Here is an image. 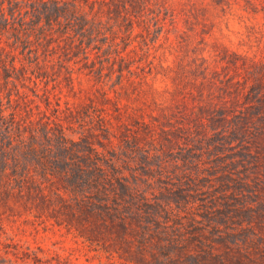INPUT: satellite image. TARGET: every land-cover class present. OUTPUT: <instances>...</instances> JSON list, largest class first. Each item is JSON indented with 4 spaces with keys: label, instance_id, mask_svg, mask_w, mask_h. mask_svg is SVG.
Segmentation results:
<instances>
[{
    "label": "rangeland",
    "instance_id": "obj_1",
    "mask_svg": "<svg viewBox=\"0 0 264 264\" xmlns=\"http://www.w3.org/2000/svg\"><path fill=\"white\" fill-rule=\"evenodd\" d=\"M76 1L89 59L51 29L43 57L59 83L39 81L36 97L31 79L17 81L18 123L49 124L58 138L59 122L81 161L95 148L109 178L125 180L105 186L115 216L148 210L147 198L199 223L175 251L144 243L130 213V226L109 218L98 229L54 217L59 199L42 212L23 191L0 204V264H264V0ZM12 50L0 36V53Z\"/></svg>",
    "mask_w": 264,
    "mask_h": 264
},
{
    "label": "trees",
    "instance_id": "obj_2",
    "mask_svg": "<svg viewBox=\"0 0 264 264\" xmlns=\"http://www.w3.org/2000/svg\"><path fill=\"white\" fill-rule=\"evenodd\" d=\"M5 2L14 8L7 12ZM50 4L55 5L54 11L50 9ZM70 8L73 10L72 15L69 14ZM79 13L80 4L76 0H0V36L15 52L14 55L0 53V68L3 72L0 82V204L9 208L10 201L21 198L23 191L31 195L34 192L42 198V212L54 206L59 199L62 206L53 212L48 211L54 217L63 214L68 221L90 220L98 229L107 226L109 218L119 219L125 223V227L130 226V213L132 220L139 222V228L142 229L139 236L144 243L150 238L160 237L166 242L160 243L158 247L165 248L169 244L174 245L175 251H184L189 240L186 226L194 227L199 223V215L183 216L187 215L186 210H176L166 202L163 205L156 201L151 206L145 198L144 207L148 210L129 209L125 215L115 216L113 213L120 210L111 207L114 197L107 193L105 186L114 181L125 186V180L109 178L107 170L100 165L102 160L95 148H88L85 152L87 158L81 161L77 144L66 137L64 127L59 122L56 121L60 134L58 138L49 124L44 123L28 131L18 123L15 99L19 92L17 81L22 77L31 79L37 87L34 92L36 97L39 81L52 85L59 83L56 75L48 70L43 57L44 47L48 49V55L53 54L49 48L55 42V37L50 35L51 29L57 27L58 36L66 38L71 45L80 43L79 53L82 51L88 61L89 48L83 47L87 36L74 31L73 24ZM17 54L23 58L21 66L17 64ZM49 57L46 56L47 59ZM59 66L72 75L74 68L67 61H60ZM11 87L17 88L15 94ZM5 89L10 90L8 94ZM48 103L52 110L53 103ZM57 105L56 120L61 111L60 104ZM163 214L168 216L164 223ZM170 219L175 226L168 238Z\"/></svg>",
    "mask_w": 264,
    "mask_h": 264
}]
</instances>
